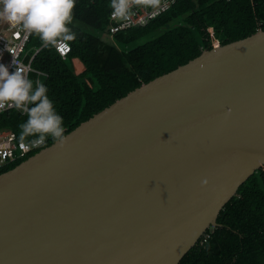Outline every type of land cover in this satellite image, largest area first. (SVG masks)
I'll return each instance as SVG.
<instances>
[{"label":"water","instance_id":"95a60500","mask_svg":"<svg viewBox=\"0 0 264 264\" xmlns=\"http://www.w3.org/2000/svg\"><path fill=\"white\" fill-rule=\"evenodd\" d=\"M65 137L0 173V264H180L264 165V29Z\"/></svg>","mask_w":264,"mask_h":264},{"label":"trees","instance_id":"16d2710c","mask_svg":"<svg viewBox=\"0 0 264 264\" xmlns=\"http://www.w3.org/2000/svg\"><path fill=\"white\" fill-rule=\"evenodd\" d=\"M110 3L75 0L68 25L75 33V39L68 41L70 54L63 58L49 45L34 60V67L47 74L42 83L63 117L65 135L128 92L217 42L226 44L264 29V0H175L148 24L110 37ZM41 45L39 37L31 34L28 47ZM73 58L83 62V72H75L70 65ZM27 118L16 108L8 110L0 114V128L12 130L17 140L32 142L39 133L20 137V125ZM45 136L42 148L1 173L56 142L50 134ZM218 223L208 228L180 264H264V165L240 186L221 210Z\"/></svg>","mask_w":264,"mask_h":264},{"label":"clouds","instance_id":"9594fccd","mask_svg":"<svg viewBox=\"0 0 264 264\" xmlns=\"http://www.w3.org/2000/svg\"><path fill=\"white\" fill-rule=\"evenodd\" d=\"M142 0H111L112 18L126 20L131 15L133 3ZM155 3V0H143ZM75 0H0V19L11 25H20L30 34H36L44 47L49 45L63 51L65 42L75 39L68 25L73 20L72 9ZM13 56L12 63L18 64L14 48L7 49ZM25 69L16 67L9 71L7 64L0 62V111L6 107H15L27 114V120L20 125L21 139L30 134L39 133L32 141L33 145L45 143V134L58 141L63 147L66 141L63 117L56 111L52 100L47 95V87L37 83L33 89V81L22 73ZM29 104L33 106L28 107Z\"/></svg>","mask_w":264,"mask_h":264},{"label":"built area","instance_id":"2783aa9c","mask_svg":"<svg viewBox=\"0 0 264 264\" xmlns=\"http://www.w3.org/2000/svg\"><path fill=\"white\" fill-rule=\"evenodd\" d=\"M174 2L175 0H155V3H145L142 0L141 3H133L131 15L126 20L112 18L111 10L108 24L110 37L129 28L148 24L151 20L169 9ZM30 39L31 34L23 30L20 25L14 26L0 19V62L7 64L10 72L14 71L18 66L24 68L25 72L22 75L33 81L34 89L37 83H42V77L47 76V74L35 68L33 64L44 46L28 47ZM65 43L67 47L63 51L55 48L63 58H66L72 50L71 44L68 41ZM9 48L16 50L15 55L18 64L12 63L13 56L7 50ZM31 105L29 104L28 107ZM12 109H15V107H6L0 111V114ZM43 145L44 143L33 145L31 142L25 140H17L16 134L12 130L0 128V173L29 154L39 150ZM206 240L204 238L202 243Z\"/></svg>","mask_w":264,"mask_h":264},{"label":"crops","instance_id":"0c3cea01","mask_svg":"<svg viewBox=\"0 0 264 264\" xmlns=\"http://www.w3.org/2000/svg\"><path fill=\"white\" fill-rule=\"evenodd\" d=\"M73 61L76 63V70H77V62L81 63L83 65V69L82 70L83 71L85 70V65L83 64V62L80 59L73 58ZM42 82H43V80H42Z\"/></svg>","mask_w":264,"mask_h":264},{"label":"rangeland","instance_id":"374dc122","mask_svg":"<svg viewBox=\"0 0 264 264\" xmlns=\"http://www.w3.org/2000/svg\"><path fill=\"white\" fill-rule=\"evenodd\" d=\"M70 65L74 68V70H75L76 73H81V72H83L82 69H81V70H76V63H75L73 60L70 62Z\"/></svg>","mask_w":264,"mask_h":264},{"label":"bare ground","instance_id":"6f19581e","mask_svg":"<svg viewBox=\"0 0 264 264\" xmlns=\"http://www.w3.org/2000/svg\"><path fill=\"white\" fill-rule=\"evenodd\" d=\"M83 69V65L79 62H77V70Z\"/></svg>","mask_w":264,"mask_h":264}]
</instances>
